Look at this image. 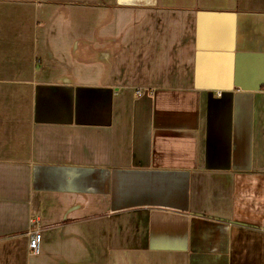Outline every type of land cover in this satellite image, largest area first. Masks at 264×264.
<instances>
[{"label":"crops","instance_id":"crops-1","mask_svg":"<svg viewBox=\"0 0 264 264\" xmlns=\"http://www.w3.org/2000/svg\"><path fill=\"white\" fill-rule=\"evenodd\" d=\"M0 264H264V0H0Z\"/></svg>","mask_w":264,"mask_h":264},{"label":"built area","instance_id":"built-area-1","mask_svg":"<svg viewBox=\"0 0 264 264\" xmlns=\"http://www.w3.org/2000/svg\"><path fill=\"white\" fill-rule=\"evenodd\" d=\"M137 93H141V91H137ZM29 241H28V250L31 254L39 253V240H40V230L39 228H31L28 231Z\"/></svg>","mask_w":264,"mask_h":264}]
</instances>
